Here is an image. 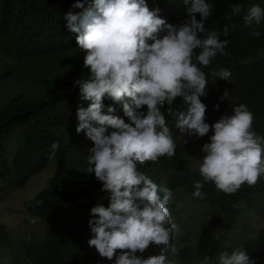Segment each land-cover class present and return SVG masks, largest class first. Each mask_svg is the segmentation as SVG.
<instances>
[{
	"label": "trees",
	"instance_id": "trees-1",
	"mask_svg": "<svg viewBox=\"0 0 264 264\" xmlns=\"http://www.w3.org/2000/svg\"><path fill=\"white\" fill-rule=\"evenodd\" d=\"M250 1L206 0L213 5V11L205 22V29L216 31L220 40H227L228 44L224 54L217 53L207 67L198 65L208 81L206 95L200 99L206 105L205 122L210 126L222 116L232 115L234 106L244 104L253 114V130L264 136V50L260 51L264 49V20L251 27L243 25L242 18ZM77 2L0 0V74L15 71L24 58L47 60L40 67H31L36 91L0 108V191L9 186L22 187L28 177L41 172L51 156H55L54 171L47 186L24 202L29 217L44 222L42 238L32 234L19 241L22 261L31 264H115V257L112 260L102 258L87 243L92 236L88 221L95 219L90 209L97 205L107 207L110 193L101 191L102 182L94 173L87 172L88 149L93 144L83 131H76L77 109L90 104L82 99L78 83L89 79L90 74L83 64L86 53L78 48L77 34L68 29L66 16L83 14L91 7L92 0H79L82 7H76ZM145 2L150 9H159V17L172 25H180L187 19V8L191 6V0L187 4L185 0ZM233 5H242L241 13L233 15ZM196 18L200 19L199 14ZM226 24L235 25L229 28L227 36L223 34ZM254 32L259 34L254 35ZM199 51L197 49L196 53ZM221 68L231 72L229 81L212 75L213 70ZM226 89L229 98L222 100ZM103 105V114H109L107 110L112 107L115 109L112 115L130 123L122 103L105 96ZM214 105H219L218 110ZM168 107L165 105L161 111L173 138L177 139L175 156L145 162L138 165V170L172 192L181 190L192 201L205 202L213 214L222 219V233L218 237L213 230L203 229L192 241L188 223L173 196L167 205L171 213L168 227L176 226L170 243L177 252L168 253L169 262L192 264L207 260L216 264L221 241L229 240L230 234L237 229L247 230L250 216L264 218V174L255 185L243 184L231 194L217 190L212 182H208L202 189L205 197H193L194 182H203V179L199 170L188 165L185 159L187 144L179 136H186L189 144L203 146L210 142L213 133L211 128L201 138L182 133L175 127L174 118L167 114ZM170 107L183 110L185 106L182 98L177 97ZM138 111L146 112V106ZM11 140L17 144L15 149L10 148ZM53 142L59 144L55 153L51 151ZM5 178L7 181L3 183ZM0 245L6 246L14 255L10 233L3 224H0ZM162 247L150 245L136 255L142 258L157 255ZM239 248L247 251L254 264H264V228L242 241Z\"/></svg>",
	"mask_w": 264,
	"mask_h": 264
},
{
	"label": "clouds",
	"instance_id": "clouds-1",
	"mask_svg": "<svg viewBox=\"0 0 264 264\" xmlns=\"http://www.w3.org/2000/svg\"><path fill=\"white\" fill-rule=\"evenodd\" d=\"M75 6L83 5L78 0ZM242 8L233 5L232 14L241 13ZM212 11L213 5L206 0H191L188 18L172 25L145 0H92L83 14L66 16L68 29L77 34L78 48L86 53L83 64L90 74L78 83L82 99L90 104L77 109L76 131H83L93 144L88 149L87 172L102 182L101 191L110 193L107 207L90 209L95 219L88 221L92 236L87 243L102 258L115 257V264H170L168 253L177 252L170 243L176 226L168 227L171 213L167 205L173 192L138 170L145 162L175 156V140L161 111L165 105L182 133L198 138L210 128L213 133L210 142L202 146L205 155L199 174L203 182H194L193 197L203 199L206 193L202 189L208 182L231 194L243 184L255 185L264 174V136L253 130L254 117L246 105L234 106L232 115L222 116L211 126L205 122L206 105L200 97L206 95L208 81L200 66L207 67L217 53L224 54L228 44L216 31L205 29ZM242 19L244 26L259 25L264 7L251 5ZM230 27L235 25L224 26L225 36ZM212 75L229 81L232 74L221 68ZM229 95L226 89L221 99ZM105 96L122 103L130 123L112 115V107L109 114L102 113ZM177 97L183 100V110L170 107ZM144 106L146 112L138 111ZM214 108L218 110L219 105ZM58 149L59 144L53 142L51 151ZM150 245L163 247L159 254L147 258L136 255ZM219 264L254 261L246 250L236 248L222 251Z\"/></svg>",
	"mask_w": 264,
	"mask_h": 264
},
{
	"label": "rangeland",
	"instance_id": "rangeland-1",
	"mask_svg": "<svg viewBox=\"0 0 264 264\" xmlns=\"http://www.w3.org/2000/svg\"><path fill=\"white\" fill-rule=\"evenodd\" d=\"M253 4H259L264 7V0H251L248 6L250 7ZM162 34L163 32L160 33V35ZM263 50L261 49L260 51ZM46 63V59L32 60L24 58L17 64L15 71L11 70L7 74H0V108L7 102H15L21 99L22 95L31 94L33 90L36 91L37 87L34 85L30 75L31 67L34 65L40 67ZM15 75L17 78H15ZM179 139L187 144L185 147V159L188 165L199 170L200 160L205 155L202 152V146L189 144V139L184 135L179 136ZM174 140L176 142L177 139ZM9 145L13 149L17 147L14 140H11ZM8 153H11V149ZM54 164L55 156L53 155L48 165L41 172L28 177L22 187L9 186L0 191V224H3L9 231L14 245V255L9 253L6 246L0 245V264H31L30 262L22 261L19 241L28 239L32 234L38 239L42 238L44 235V222L29 217L25 210L24 202L47 186L49 177L54 171ZM6 181L7 179L5 178L2 182L5 183ZM173 196L188 223L192 241L203 229L213 230L216 237L222 233V219L216 216L217 214H213L212 209L205 202H194L181 190L173 192ZM33 220H35V223L32 222ZM260 228H264V218L255 215L250 216L247 230L237 229V231L230 234L229 240L221 241L216 264H219V254L222 251L231 252L239 248L242 241L255 236ZM170 264H173V262H170ZM192 264H214V262L203 260Z\"/></svg>",
	"mask_w": 264,
	"mask_h": 264
}]
</instances>
